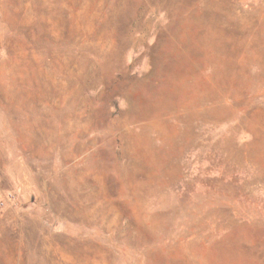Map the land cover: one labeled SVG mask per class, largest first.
<instances>
[{"label": "rangeland", "instance_id": "374dc122", "mask_svg": "<svg viewBox=\"0 0 264 264\" xmlns=\"http://www.w3.org/2000/svg\"><path fill=\"white\" fill-rule=\"evenodd\" d=\"M0 264H264V0H0Z\"/></svg>", "mask_w": 264, "mask_h": 264}]
</instances>
